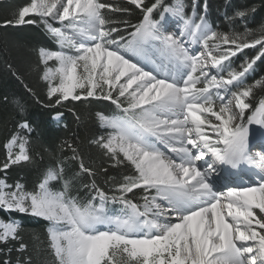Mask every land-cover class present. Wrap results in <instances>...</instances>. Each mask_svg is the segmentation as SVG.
Masks as SVG:
<instances>
[{
  "label": "snow or ice",
  "instance_id": "snow-or-ice-1",
  "mask_svg": "<svg viewBox=\"0 0 264 264\" xmlns=\"http://www.w3.org/2000/svg\"><path fill=\"white\" fill-rule=\"evenodd\" d=\"M126 3L30 0L4 21L42 27L59 45L38 50L40 63L57 64L42 76L51 106L90 99L115 106L112 115L96 113L107 132L92 143L127 174L109 177L105 191L80 159L77 175L92 178L83 200L70 195L63 168L49 169L31 190L0 178V209L47 222V264H264V149L252 151L257 141L264 146V76L248 83L264 63V23H244L254 6L226 16L241 27L224 32L210 24L206 2L198 11L191 0L190 12L185 0ZM19 127L31 131L27 122ZM27 144L11 136L0 172L30 162ZM58 181L63 189L53 190ZM20 232L18 222L0 220V245L25 253Z\"/></svg>",
  "mask_w": 264,
  "mask_h": 264
},
{
  "label": "trees",
  "instance_id": "trees-1",
  "mask_svg": "<svg viewBox=\"0 0 264 264\" xmlns=\"http://www.w3.org/2000/svg\"><path fill=\"white\" fill-rule=\"evenodd\" d=\"M104 2L128 6L126 0H104ZM152 2L153 0H145L149 5ZM165 2L170 4L174 0H165ZM185 2L189 5L186 11L190 12L191 0ZM205 2L208 8L207 19L213 28L220 31L228 32L230 28L239 29L241 27L239 18L230 24L225 17H231L235 11L253 6L256 12L246 17L244 23L250 29H256L264 23V0H199L198 11H202ZM29 3L30 0H0V163L6 159L5 143L17 133L28 139L27 149L31 157L30 162H21L5 172H0V178L6 179L10 184L19 181L26 189L31 190L49 169L63 168L64 180L71 186L70 195L83 200L85 190L82 185L89 183L92 178L87 173L77 175L80 171V159L86 166L95 170L94 178L105 191L108 190L105 181L109 177H115L116 181H120L122 173L127 174L123 166L111 167L109 158L92 143L94 139L107 132L100 127L96 113L112 115L115 106L109 101L91 99L90 101L69 100L59 106H51L52 101L46 95L48 82L44 81L42 76L46 67L55 68L57 64L54 60L49 61L47 66L40 63L38 50L43 47L46 50L57 51L60 50L59 45L42 27L4 26V21L13 19L14 14ZM111 15L120 18L124 14L111 13ZM138 18L139 10H136L131 17L133 23L137 22ZM244 51L249 55L254 52L253 49ZM243 56L244 53H241L233 58L236 66ZM261 76H264V63L258 62L255 72L248 77V83H253ZM259 95L258 92L257 97ZM251 102L255 107L257 101L253 99ZM58 114L62 115L58 116ZM22 122H27L31 131L20 128ZM68 144L77 149V159H72L73 153L67 147ZM108 183L110 184L111 181ZM51 186L53 190H62L63 181L52 182ZM118 208V205L110 206L114 214L118 213ZM0 220L18 222L21 225L20 235L27 245L23 254L18 253L15 247L8 252L7 246L0 245V264L6 259L10 264H16L18 259L25 258L30 259L31 264H47L50 257L46 252V221L4 209H0Z\"/></svg>",
  "mask_w": 264,
  "mask_h": 264
},
{
  "label": "bare ground",
  "instance_id": "bare-ground-1",
  "mask_svg": "<svg viewBox=\"0 0 264 264\" xmlns=\"http://www.w3.org/2000/svg\"><path fill=\"white\" fill-rule=\"evenodd\" d=\"M169 27L173 30V29H174V24L170 22ZM253 127H255V126H253ZM157 146H158V147L160 148V150H161L162 152H164L166 155H170L169 150H168L163 144H158Z\"/></svg>",
  "mask_w": 264,
  "mask_h": 264
},
{
  "label": "rangeland",
  "instance_id": "rangeland-1",
  "mask_svg": "<svg viewBox=\"0 0 264 264\" xmlns=\"http://www.w3.org/2000/svg\"><path fill=\"white\" fill-rule=\"evenodd\" d=\"M54 82L56 83V85H58V79H57V80H54V81H52L53 85H54ZM213 119H214V118H213ZM256 211L258 212L259 210L257 209ZM101 227H103V226H101Z\"/></svg>",
  "mask_w": 264,
  "mask_h": 264
}]
</instances>
